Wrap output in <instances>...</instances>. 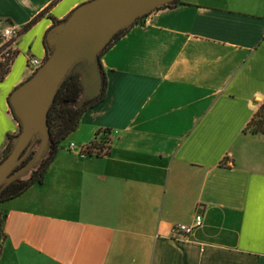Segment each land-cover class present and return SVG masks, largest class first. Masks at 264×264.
Here are the masks:
<instances>
[{
	"label": "crops",
	"instance_id": "0c3cea01",
	"mask_svg": "<svg viewBox=\"0 0 264 264\" xmlns=\"http://www.w3.org/2000/svg\"><path fill=\"white\" fill-rule=\"evenodd\" d=\"M87 1L0 0V47L13 27L19 52L0 82V152L19 130L8 100L29 58L44 59L48 29ZM101 64L104 101L43 183L1 203L0 264H264V133L245 131L264 100V0H178ZM104 131L107 154H78ZM196 211L202 226L174 234Z\"/></svg>",
	"mask_w": 264,
	"mask_h": 264
},
{
	"label": "water",
	"instance_id": "95a60500",
	"mask_svg": "<svg viewBox=\"0 0 264 264\" xmlns=\"http://www.w3.org/2000/svg\"><path fill=\"white\" fill-rule=\"evenodd\" d=\"M176 0H89L75 7L48 29L44 62L9 96V106L19 122L12 148L0 162V191L13 180L28 175L42 162L50 145L49 109L65 80L79 75L81 96L72 104L82 107L102 92L100 55L120 31L140 18ZM36 146L34 156L15 172Z\"/></svg>",
	"mask_w": 264,
	"mask_h": 264
},
{
	"label": "trees",
	"instance_id": "16d2710c",
	"mask_svg": "<svg viewBox=\"0 0 264 264\" xmlns=\"http://www.w3.org/2000/svg\"><path fill=\"white\" fill-rule=\"evenodd\" d=\"M177 2L178 0L166 6H162L159 9L161 8L165 9L175 6ZM44 12L45 10L42 11L37 16H35L31 21H29L23 27L21 32L26 31L34 22H37L40 19V17L44 14ZM147 15L141 17L139 21H142ZM57 21L58 20H56V22ZM129 29L130 28H126L120 31L116 36H114V38L110 40L108 45L102 51L100 58L110 49V47L114 43H116L117 40L123 37ZM46 38L47 37L45 36L44 44L48 52L49 48L47 45ZM14 40L15 38H12L5 44H2V46L0 47V82L1 81L3 82L5 80L6 76L10 72V69H12V64L15 56L17 55V53H19L17 49H11V48L7 49L8 45H10L11 42H13ZM6 53L8 55H5ZM101 73H102V81H103L101 94L98 97L88 100L86 103L83 104L82 107H76L72 104L73 102H76L81 96V85H80L79 75L77 73H73L68 77L67 80H65V82L60 87L56 95L55 101L52 102L49 109V115L47 120L51 134H50V145H49V149L47 150L46 156L43 158L40 165H38L35 169L30 171L28 175L21 177L17 180H13L2 191H0V204L13 199L14 197L16 198L18 196H21L33 184L35 183L41 184L45 181L46 171L49 165H51V163L53 162L57 154V150H59L60 146L62 145V141L65 140L69 136V134L73 133L77 129L80 122V118H82L86 110L104 101L106 96V87L108 86V83L103 67ZM10 110L12 111L11 106H10ZM14 118L17 120L16 116ZM245 131H250L251 133H255V134L264 133V100L262 101L257 111L254 113L250 122L247 124ZM107 134L108 131H104L103 133H98L94 141H92L89 144V146L91 148H97L101 150L103 152V155L107 154L110 151L109 139L106 137ZM15 135L16 133H8L6 135L7 136L6 147L3 149V155L0 158V162L9 153L10 149L12 148V142ZM37 148L38 146H36L34 149L31 150V154L22 164H19L15 172L22 169L28 163V161L34 156ZM101 155L102 153L99 154L98 156ZM5 218H6L5 215H2L0 211V256L2 252L3 241L6 238V234L4 231Z\"/></svg>",
	"mask_w": 264,
	"mask_h": 264
},
{
	"label": "built area",
	"instance_id": "2783aa9c",
	"mask_svg": "<svg viewBox=\"0 0 264 264\" xmlns=\"http://www.w3.org/2000/svg\"><path fill=\"white\" fill-rule=\"evenodd\" d=\"M3 34L9 40L10 38L12 39V37L16 36L17 31L13 27H7L3 31ZM5 55H8V54L6 53ZM43 62H44V59L31 58L29 60V63H31L32 66H33V69H31V72L32 73L35 72L36 69L41 67ZM75 147H76V144L74 142L70 143V149H73ZM101 153L103 155V152L101 150H99L97 148H91L89 146V144L86 145V146H82L78 150V154H80V156H93V155L98 156ZM203 218H204L203 212L196 211L195 212V216L193 217V223L192 224H189V223H178V224H175L173 226L174 234L183 235V236L191 235L198 227L202 226Z\"/></svg>",
	"mask_w": 264,
	"mask_h": 264
},
{
	"label": "rangeland",
	"instance_id": "374dc122",
	"mask_svg": "<svg viewBox=\"0 0 264 264\" xmlns=\"http://www.w3.org/2000/svg\"><path fill=\"white\" fill-rule=\"evenodd\" d=\"M17 34H18V33H17ZM14 37H16V36H14ZM14 37H12V38H14ZM10 39H11V38H10ZM10 39H9V40H10ZM9 40H8V41H9ZM8 41H7V42H8ZM13 44H14V43L11 42V44L8 45L7 49H10V48H11V49H14ZM30 59H31V58H29V60H30ZM14 133H19V130H18V132H14ZM2 155H3V150L0 152V158L2 157ZM1 206H2V204H0V207H1Z\"/></svg>",
	"mask_w": 264,
	"mask_h": 264
}]
</instances>
